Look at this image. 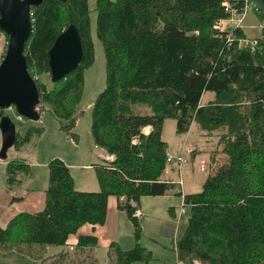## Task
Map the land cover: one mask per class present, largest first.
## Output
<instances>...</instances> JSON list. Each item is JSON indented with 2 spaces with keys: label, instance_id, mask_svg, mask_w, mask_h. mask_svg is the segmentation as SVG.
Returning a JSON list of instances; mask_svg holds the SVG:
<instances>
[{
  "label": "trees",
  "instance_id": "1",
  "mask_svg": "<svg viewBox=\"0 0 264 264\" xmlns=\"http://www.w3.org/2000/svg\"><path fill=\"white\" fill-rule=\"evenodd\" d=\"M96 10L106 86L93 106L91 134L100 154L109 157L93 164L99 189H77L65 161L51 159L44 209L15 215L0 227V244L5 249L32 243L65 246L82 225L104 224L109 197L117 196L134 224L136 243L128 250L111 244L109 258L115 264H150L154 255L141 244L142 226L131 201L183 195L163 177L169 152L164 125L175 119L177 132L199 125L202 137L216 140L202 191L184 193L188 223L178 238V259L264 264L263 54L229 47L225 32L214 28L226 16L223 0H96ZM32 13L25 56L40 92L36 109L40 114L50 110L72 130L85 70L95 59L89 0H44ZM72 24L81 36L83 58L61 80L51 77L49 87L42 80L44 74L51 76L49 51ZM207 91L214 97L204 102ZM137 106L146 109L137 111ZM35 133L41 127L17 131L15 146L30 142ZM6 173L7 182L15 185L31 174V166L12 159ZM97 246L94 236H81L69 264H99L82 256L86 248ZM67 256L69 251L62 252L52 264Z\"/></svg>",
  "mask_w": 264,
  "mask_h": 264
},
{
  "label": "rangeland",
  "instance_id": "2",
  "mask_svg": "<svg viewBox=\"0 0 264 264\" xmlns=\"http://www.w3.org/2000/svg\"><path fill=\"white\" fill-rule=\"evenodd\" d=\"M89 6L91 9V35L94 43L95 50V59L94 63L85 70V78H84V89L83 96L81 101L77 106L76 113V124L75 127L70 130L66 123L62 120H59L50 112V110L42 111L40 117L38 119H29L24 118L23 121L17 119L16 115L8 110L7 108L4 110L3 116L0 117V126L3 120H10L16 127L17 131L21 134H25L30 127H41L40 134H33L31 141L22 145L15 146L12 144L6 152V156L2 155V148H0V159L8 158L11 156H15V158L23 159L25 162L30 164L32 167L31 170L35 173V184L40 185L42 182L43 169L42 164L38 163H46L55 157H64L66 160L72 162H78L81 164L84 160H86L89 155H94V163L100 161L97 153L100 154V149L96 147L94 144V140L91 134V122H92V110L97 96L106 86V57L104 52V47L97 35V10H96V0H89ZM260 17H257L253 12L250 13L245 22L246 26L258 24ZM245 32L249 35H258L259 32L257 29H251L249 27L244 29ZM7 39L8 36L3 31L0 32V54L7 52ZM42 80L49 85L52 86L51 76L50 74L42 75ZM214 97V93L211 91H207L204 95V102L212 99ZM145 106H137L136 110L141 111L145 110ZM193 129V130H192ZM148 131V128H145V131ZM191 130V131H190ZM188 133H179L176 131V120L168 119L165 121L164 130H163V138L169 144V152L178 157L182 151V147H186V151L189 157L188 162L184 167V179L186 183L191 185L188 189V186L185 187L186 190H190L189 192H199L203 189L204 176L208 171L211 170L210 167V155L212 154V150L214 148V144L216 140L211 143L206 139V137H202L200 134L199 125H195L194 128H190ZM72 133L77 134V138L73 137ZM216 148V147H215ZM193 153L195 156H193ZM195 157V158H193ZM197 158V159H196ZM195 159V160H193ZM2 160V159H1ZM48 165V163H46ZM172 165H168L167 170H171ZM174 166V165H173ZM175 167V166H174ZM176 168V167H175ZM168 172V173H169ZM3 173L5 178V169L3 165H0V175L3 179ZM76 173V171H75ZM84 176L86 174L79 173ZM170 174V173H169ZM174 176V175H173ZM171 177V175H168ZM7 178V175H6ZM25 179V176H22ZM165 179L167 176L164 177ZM178 178V172L176 169L175 178ZM173 179V178H172ZM25 181V180H24ZM80 182V181H79ZM78 187L80 183L77 184ZM180 190L182 189L179 185H177ZM77 187V189H79ZM82 188V187H80ZM85 188V187H84ZM86 188H93L92 186H86ZM98 190V189H97ZM182 191V190H181ZM169 199V198H168ZM176 211L177 215L174 220V224L171 229L166 227V224L163 223V233L166 236V246L168 249V257L155 262V264H177L176 262V253L174 251V238H180L188 223V215L185 214L179 220V210H180V199L176 198ZM0 246H2L0 244ZM49 245L46 244H26L22 249H24V255L21 254V257H48L47 249ZM55 247V246H54ZM59 248V247H58ZM5 249V248H4ZM9 250V249H6ZM13 255V254H9ZM7 256V257H9ZM55 258H52L54 260ZM17 258H8L6 263L2 264H18L16 262ZM72 261H69V258H66L64 263L69 264ZM183 263V260H181ZM76 264V263H73ZM101 264V263H99ZM103 264H115L114 258H107V261ZM135 264H143L137 262ZM152 264V263H151Z\"/></svg>",
  "mask_w": 264,
  "mask_h": 264
},
{
  "label": "crops",
  "instance_id": "3",
  "mask_svg": "<svg viewBox=\"0 0 264 264\" xmlns=\"http://www.w3.org/2000/svg\"><path fill=\"white\" fill-rule=\"evenodd\" d=\"M150 129L151 127H148L149 131ZM1 146L2 144H0V148ZM97 156L100 159L101 156L99 153H97ZM59 157L63 159L65 163L71 168L76 187H78L77 184L80 183V186L78 187L79 190L96 191L99 189V183L93 168L95 158L92 153L81 164L66 160L61 156ZM1 159L0 165L4 166L5 178L4 173L3 179L0 175V227H6L8 222L15 215L21 212L34 213L44 209L46 204V189L48 186L49 172L48 165H46L48 162L38 163L43 165V169L45 168L40 185L35 184V173L32 170L31 174L25 176V179L22 178L20 183L10 185L6 178V164L8 161L16 158L15 156H11L10 159ZM110 159H113V157ZM168 172L169 170L165 172L163 177L167 176V178L174 179L176 168L172 165L169 172L170 174ZM79 173H84L85 175L82 176ZM168 175H171V177H168ZM207 175L208 173L205 174L204 180ZM87 185L92 186L93 188H86ZM186 186H188V189L192 187L185 181L183 188V192L185 193L190 191L185 189ZM176 198L180 199L181 204L182 196L176 194V192H171L169 194L160 196H144L139 202V208L141 209L142 214L137 217L139 218L142 226L141 244L152 250L154 255V260L151 262L152 264H155V262L168 257L166 236L162 232V224H166L165 229L172 228L174 224L173 219H175L177 215ZM120 201L121 199H119L117 196H110L108 200L107 219L104 224L94 225L86 223L82 225L76 233H73L69 236L65 246H49L47 249L48 257L37 258V256H31L22 258L21 254L24 255V249L13 248L6 250L0 246V264L6 263L8 258L13 259L14 256L17 258L15 261L18 262V264H52V262L64 251H69V256H67V258H69V261H73L72 257L74 258L76 253L79 251H77L76 247L81 236H94L98 241L97 247L91 249L86 248L82 256L88 254L103 264L107 261V258H109V248L111 247V244L118 243L122 249L128 250L133 248L136 243L134 224L128 213L119 207ZM9 254L13 255L9 256ZM52 258L55 259L52 260ZM64 261H66V259H63L58 264H66ZM175 263L211 264L210 262L204 260H184L182 263L178 258L176 259Z\"/></svg>",
  "mask_w": 264,
  "mask_h": 264
},
{
  "label": "water",
  "instance_id": "4",
  "mask_svg": "<svg viewBox=\"0 0 264 264\" xmlns=\"http://www.w3.org/2000/svg\"><path fill=\"white\" fill-rule=\"evenodd\" d=\"M44 0H0V30L8 36L7 52L0 64V109L14 105L17 112L29 119H38L40 104L38 85L28 69L25 46L33 31L32 7ZM264 13V0H256ZM52 81L56 82L77 69L83 58V45L78 28L70 25L55 40L49 51ZM2 155L15 143L17 129L3 120Z\"/></svg>",
  "mask_w": 264,
  "mask_h": 264
},
{
  "label": "built area",
  "instance_id": "5",
  "mask_svg": "<svg viewBox=\"0 0 264 264\" xmlns=\"http://www.w3.org/2000/svg\"><path fill=\"white\" fill-rule=\"evenodd\" d=\"M223 7L226 16L219 18L215 24L214 28L223 31L226 34L227 44L229 47H236L240 50H249L251 52L261 53L264 56V18H261V10L256 2V0H223ZM254 13L257 17H260L259 23L255 25L246 26L245 22L250 13ZM257 29L258 35H240L238 32L245 31V28ZM8 45V39H7ZM4 52V51H3ZM0 54V64L4 59L6 53ZM8 110L12 111L18 120L23 121L24 116L17 112V109L14 105L7 107ZM0 144H2V133L0 130ZM101 157L109 158L104 154H100ZM189 157L186 151V147H182V151L178 157H175L170 152H168V165H174L178 172V178L174 179H165L166 181L176 183L182 189V204L180 205L179 210V220L180 218L186 214V203L184 199L183 188L185 184L184 179V167L188 162ZM167 171V170H166ZM131 204L135 207V215L140 216L142 214L141 209L139 208V204L137 201L132 200ZM178 238L177 236L174 238V246L175 251L178 257V249L177 244Z\"/></svg>",
  "mask_w": 264,
  "mask_h": 264
}]
</instances>
